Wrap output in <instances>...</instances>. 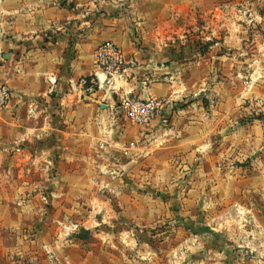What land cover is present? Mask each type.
I'll return each instance as SVG.
<instances>
[{
  "label": "crops",
  "instance_id": "obj_1",
  "mask_svg": "<svg viewBox=\"0 0 264 264\" xmlns=\"http://www.w3.org/2000/svg\"><path fill=\"white\" fill-rule=\"evenodd\" d=\"M234 3L0 0V84L8 82L12 91L0 111V264H55L56 259L57 264H74L73 247L49 244L58 222L73 220L80 202L92 203V192L81 181L93 171L91 164L105 158L108 172L106 167L116 169L121 159L118 149L139 155V142L145 136L156 139L178 103L137 127L138 133L130 132L128 123H115L110 106L127 95L175 100L202 89L203 75L193 80L191 68L214 59L199 55V44L187 32L205 27L203 20L210 15L241 14ZM211 21L214 28L206 24L216 31L218 20ZM104 40L123 49L124 73L89 97L71 93V80L96 71L94 52ZM129 203L131 216L137 217L138 197ZM254 220L259 230L242 229L244 246L253 254L243 260L234 256L232 264H264V215Z\"/></svg>",
  "mask_w": 264,
  "mask_h": 264
},
{
  "label": "rangeland",
  "instance_id": "obj_2",
  "mask_svg": "<svg viewBox=\"0 0 264 264\" xmlns=\"http://www.w3.org/2000/svg\"><path fill=\"white\" fill-rule=\"evenodd\" d=\"M234 2L241 12L228 15L234 21L210 15L205 27L187 32L199 55L214 59L191 68L193 80L203 75L202 89L175 98L156 139L140 131L139 155L118 149L113 173L99 158L104 163L96 160L81 180L92 203L80 202L73 220L58 222L49 244L73 247L74 264H232L253 254L242 229L259 230L254 217L264 215V0ZM125 123L138 133L140 125Z\"/></svg>",
  "mask_w": 264,
  "mask_h": 264
},
{
  "label": "built area",
  "instance_id": "obj_3",
  "mask_svg": "<svg viewBox=\"0 0 264 264\" xmlns=\"http://www.w3.org/2000/svg\"><path fill=\"white\" fill-rule=\"evenodd\" d=\"M64 3L67 0H62ZM96 71L92 75L81 76L71 80L70 92L81 98L91 96L96 90L110 83L125 71L126 56L123 49L113 40H104L98 44L94 52ZM12 96L9 83L0 84V111L8 104ZM174 99L170 97L124 96L110 106V117L115 123L129 122L134 125H147L160 113L171 110ZM171 106V107H170ZM104 143H101L103 146ZM105 172V167H103ZM113 173V171H110Z\"/></svg>",
  "mask_w": 264,
  "mask_h": 264
},
{
  "label": "trees",
  "instance_id": "obj_4",
  "mask_svg": "<svg viewBox=\"0 0 264 264\" xmlns=\"http://www.w3.org/2000/svg\"><path fill=\"white\" fill-rule=\"evenodd\" d=\"M189 228H191L194 232H200L198 229L194 228L193 226H190ZM204 230H209L210 228L208 226L203 228Z\"/></svg>",
  "mask_w": 264,
  "mask_h": 264
}]
</instances>
